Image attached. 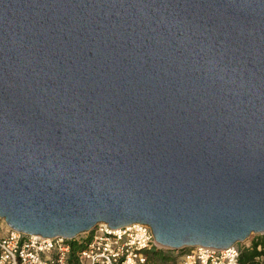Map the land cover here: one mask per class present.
I'll use <instances>...</instances> for the list:
<instances>
[{"label": "water", "instance_id": "95a60500", "mask_svg": "<svg viewBox=\"0 0 264 264\" xmlns=\"http://www.w3.org/2000/svg\"><path fill=\"white\" fill-rule=\"evenodd\" d=\"M0 220L264 235V0H0Z\"/></svg>", "mask_w": 264, "mask_h": 264}, {"label": "built area", "instance_id": "2783aa9c", "mask_svg": "<svg viewBox=\"0 0 264 264\" xmlns=\"http://www.w3.org/2000/svg\"><path fill=\"white\" fill-rule=\"evenodd\" d=\"M79 237L85 238L84 246L73 253L71 241ZM154 251L170 255L164 264H239L241 255L240 243L224 249L164 250L145 224L119 229L99 224L91 233L73 239L27 235L7 226L0 235V264H152Z\"/></svg>", "mask_w": 264, "mask_h": 264}, {"label": "trees", "instance_id": "16d2710c", "mask_svg": "<svg viewBox=\"0 0 264 264\" xmlns=\"http://www.w3.org/2000/svg\"><path fill=\"white\" fill-rule=\"evenodd\" d=\"M83 237H79L78 240H72V251L73 253L80 250L84 246ZM257 244H261L262 249L257 251ZM264 255V238L261 242L256 243L251 250L242 251L239 259V264H257L255 261L256 257ZM170 258V255L163 251H154L152 256V264H164Z\"/></svg>", "mask_w": 264, "mask_h": 264}, {"label": "crops", "instance_id": "0c3cea01", "mask_svg": "<svg viewBox=\"0 0 264 264\" xmlns=\"http://www.w3.org/2000/svg\"><path fill=\"white\" fill-rule=\"evenodd\" d=\"M264 238V235H253L248 240H246L243 243H240L241 252L246 250H251L252 247L256 244L262 241ZM257 251H260L262 249L261 244H257L256 247ZM255 261L257 264H264V255L256 257Z\"/></svg>", "mask_w": 264, "mask_h": 264}, {"label": "rangeland", "instance_id": "374dc122", "mask_svg": "<svg viewBox=\"0 0 264 264\" xmlns=\"http://www.w3.org/2000/svg\"><path fill=\"white\" fill-rule=\"evenodd\" d=\"M5 228H6V225L3 221L0 220V235H3L5 233ZM80 236V235H79ZM81 236H84V235H81ZM253 236V235H251ZM168 254V253H167Z\"/></svg>", "mask_w": 264, "mask_h": 264}]
</instances>
